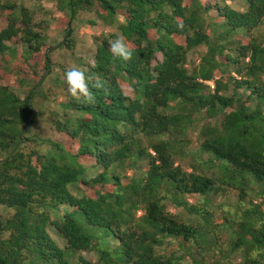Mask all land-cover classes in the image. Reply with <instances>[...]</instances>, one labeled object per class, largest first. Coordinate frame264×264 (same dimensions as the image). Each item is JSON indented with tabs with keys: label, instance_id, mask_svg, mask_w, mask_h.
I'll return each instance as SVG.
<instances>
[{
	"label": "trees",
	"instance_id": "trees-1",
	"mask_svg": "<svg viewBox=\"0 0 264 264\" xmlns=\"http://www.w3.org/2000/svg\"><path fill=\"white\" fill-rule=\"evenodd\" d=\"M49 2L58 3L56 12L70 25L88 12L93 16L85 25H115L118 34L97 36L93 64L77 65L95 102L69 94L59 104L64 115L51 120L54 132L67 135L69 148L33 132L40 83L51 74L50 53L45 74L25 99L0 86V264H73L76 256L75 263L93 264L81 252L97 254L95 264H264V41L227 47L240 32L264 25V0H244V11L217 4L222 22L211 24L215 37L206 29L211 9L200 0L199 11L183 0ZM18 10L0 30L4 69L5 55L30 58L46 48L32 12ZM119 36L132 51L128 62L110 51ZM203 46L206 53L190 68L188 54ZM158 53L163 61L153 66ZM223 73L228 79L218 80ZM54 82L67 86L58 76ZM121 82L132 88V97ZM227 108L233 109L221 124L197 129L200 151L212 158L219 178L176 165L179 138L199 115L218 116ZM35 143L44 145L43 154ZM144 167L142 175L128 177L129 170L141 173ZM92 169L101 172L89 176ZM228 189L238 192L240 213L233 209L217 223L208 196ZM188 196L202 197L203 205L190 204ZM248 197L249 207L241 210ZM178 208L201 223L184 221ZM226 232L229 238L218 237Z\"/></svg>",
	"mask_w": 264,
	"mask_h": 264
},
{
	"label": "rangeland",
	"instance_id": "rangeland-1",
	"mask_svg": "<svg viewBox=\"0 0 264 264\" xmlns=\"http://www.w3.org/2000/svg\"><path fill=\"white\" fill-rule=\"evenodd\" d=\"M199 0H183V6L186 8H194L196 7V3ZM203 6L209 7L211 10L205 15L206 25H207V33L209 35L214 36L212 32L211 24H219L222 22L221 18L218 16L216 5H222L223 3H227L233 9L244 11L245 10V2L244 0H200ZM5 5V9L3 12L0 11V30L5 29L14 15L20 13L19 8H25L32 12L35 22L33 25L39 26L37 31H39L43 36H45V42L43 43V47H46L43 50V53H37L32 55V57H28L27 54L19 53L16 56L5 55L2 58H6L7 67L4 69L0 63V86L1 87H9L17 96L21 99H25L27 95L31 92L32 87H36L40 78L45 74V56L47 53H50L51 59V74L40 83L42 86V91L40 92V98L38 102V109L40 110V114L38 116V120L36 124L33 126V132L38 133L42 138H50L55 142H61L65 144L67 148L70 147V141L68 140L67 135L54 132L51 129L52 119L56 117L57 114L64 115V110L59 104L68 99L69 93L67 91L68 86L57 85L54 82V78L57 76L65 81V72L72 67H77L79 64H93L95 51H96V43L95 38L100 34L110 35V34H118L115 25L113 26H103L98 24L96 27H91L85 25L87 20L93 16L92 13H84L80 12L78 14L79 21L73 22L72 25L69 22L63 20L62 16L56 12V8L58 3L49 2V0H0V6ZM17 13H15V11ZM199 11V9H198ZM105 14L103 11L99 12ZM61 16V17H60ZM80 21L84 22L83 24ZM18 26H21V23H16ZM67 30L72 31V35L68 36L66 33ZM74 31V34H73ZM215 37V36H214ZM257 38L259 41H264V25H262L256 32L252 34H245L240 32L238 35L231 38L228 41V48H232L234 46V42L241 41L243 44H248L251 39ZM240 42V43H241ZM232 43V44H231ZM69 47V48H68ZM50 48V49H49ZM22 49V48H21ZM20 49V50H21ZM206 47H200L188 54V66L190 68H194L197 64H199L200 58L206 53ZM156 60L152 62V65H157L158 62L163 61V56L161 53L156 55ZM188 67V68H189ZM78 68V67H77ZM38 74V75H37ZM225 73L216 75L218 80L226 81L228 75H224ZM231 76L236 78L237 76L231 72ZM210 90H214L215 84L214 82L206 83ZM230 92L234 90V84L229 80ZM121 88L125 94L128 96H133L132 88L124 82H121ZM40 88V86L38 87ZM233 108H227L223 111L222 114L216 116L213 113L203 112L199 115L198 120L196 121L195 127H191L187 135L180 140V148L176 151L175 154V163L176 165H180L187 172H196L198 174L212 176L214 178H219V174L217 169L211 164V157L208 154H203L200 151L201 139L199 136V132L197 131L199 126L211 124L217 125L221 124L224 120L226 114L230 113ZM34 148L36 150H40L43 154L45 151L44 145L39 146L38 144H34ZM31 148H27L26 151H30ZM218 163V162H217ZM147 168L144 167L140 171H132L129 170L127 172L128 177L135 175H142L146 172ZM101 172V169H92L88 171L89 176H96ZM95 190H98L96 187ZM209 200L212 204V209L208 212H211L213 215V220L217 223L224 222L225 217H230V214L233 212V209H236V204L238 202V192L233 190H222L219 194H211L208 196ZM202 197L198 196H188L187 200L190 204L194 205H203L201 202ZM251 197L247 198V203L242 206L241 210H245L249 207ZM256 204L260 202V200H253ZM174 204L169 203L168 209L173 210ZM221 206V208H220ZM264 210V205H263ZM237 214L239 208L236 209ZM240 210V211H241ZM235 211V210H234ZM175 212L180 215L184 219V221L190 223H201V218L189 216L185 211L180 208L175 209ZM1 215H5V211L2 212L0 209ZM142 215L138 213V217ZM51 236L57 241L59 246L63 247L65 245V241H62L61 238H58L53 232H50ZM219 238H229L228 232L223 235H219ZM83 256L89 262L95 264L98 260L97 254H89V252H81L79 254ZM77 256L74 261L76 262ZM73 264H80V263Z\"/></svg>",
	"mask_w": 264,
	"mask_h": 264
},
{
	"label": "clouds",
	"instance_id": "clouds-1",
	"mask_svg": "<svg viewBox=\"0 0 264 264\" xmlns=\"http://www.w3.org/2000/svg\"><path fill=\"white\" fill-rule=\"evenodd\" d=\"M179 26L183 27L182 24ZM109 47L110 51L115 57L125 62H128L132 59V51L126 44L125 38L123 36H119L115 40L111 41ZM65 82L68 86V93L78 102H82L84 104H92L95 102V96L90 91L89 86L86 82L85 73L79 68H69L65 72ZM95 87H97V89L99 90L103 88V85L100 84L99 81H97ZM81 98L83 99L81 100Z\"/></svg>",
	"mask_w": 264,
	"mask_h": 264
}]
</instances>
